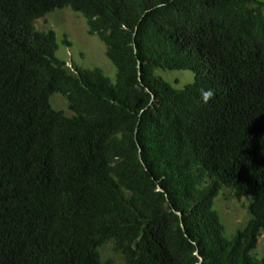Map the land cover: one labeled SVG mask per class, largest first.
<instances>
[{
  "label": "trees",
  "instance_id": "obj_1",
  "mask_svg": "<svg viewBox=\"0 0 264 264\" xmlns=\"http://www.w3.org/2000/svg\"><path fill=\"white\" fill-rule=\"evenodd\" d=\"M64 8L114 82L55 56L35 24ZM156 70L194 80L174 89ZM223 189L249 202L231 238ZM261 232L264 2L0 0V264H109L107 243L122 264H264Z\"/></svg>",
  "mask_w": 264,
  "mask_h": 264
},
{
  "label": "rangeland",
  "instance_id": "obj_2",
  "mask_svg": "<svg viewBox=\"0 0 264 264\" xmlns=\"http://www.w3.org/2000/svg\"><path fill=\"white\" fill-rule=\"evenodd\" d=\"M258 1L264 2V0ZM35 26L40 31L52 30L55 33L57 43L55 56L67 66L74 64L81 69H100L111 82H114L115 70L104 55V45L95 36L87 34L85 21L80 15L68 8L55 10L37 20ZM64 40L69 45L63 44ZM155 74L174 89H182L194 80V74L190 71L156 70ZM50 103L54 109L64 111L67 116L71 115L66 109L65 99L60 95L53 94ZM248 204L245 197L233 199L224 189L214 200L213 209L224 225L227 238H231L247 222ZM99 254L103 262L122 264L121 257L112 251L110 243L100 248ZM251 255L258 259L264 255V232H261Z\"/></svg>",
  "mask_w": 264,
  "mask_h": 264
},
{
  "label": "clouds",
  "instance_id": "obj_3",
  "mask_svg": "<svg viewBox=\"0 0 264 264\" xmlns=\"http://www.w3.org/2000/svg\"><path fill=\"white\" fill-rule=\"evenodd\" d=\"M212 95H213L212 90L205 91V92H203V94H202V99H203L205 102H207V100L210 99Z\"/></svg>",
  "mask_w": 264,
  "mask_h": 264
},
{
  "label": "water",
  "instance_id": "obj_4",
  "mask_svg": "<svg viewBox=\"0 0 264 264\" xmlns=\"http://www.w3.org/2000/svg\"><path fill=\"white\" fill-rule=\"evenodd\" d=\"M180 215V214H179ZM197 255V254H196Z\"/></svg>",
  "mask_w": 264,
  "mask_h": 264
}]
</instances>
